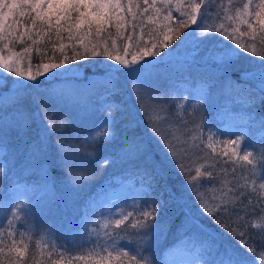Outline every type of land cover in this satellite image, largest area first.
<instances>
[{
	"label": "snow or ice",
	"instance_id": "6c2138e0",
	"mask_svg": "<svg viewBox=\"0 0 264 264\" xmlns=\"http://www.w3.org/2000/svg\"><path fill=\"white\" fill-rule=\"evenodd\" d=\"M157 3L158 0H0V69L20 78L13 80L16 85L14 98L5 102V94L0 92V150L12 144L21 155L29 159L43 152L44 141L39 134L33 135L35 120L29 110L30 100L27 95L28 89L39 86V77L47 79L51 73L55 79L58 75L56 69L66 72L69 70L67 66L74 62L102 58L98 62L102 72L100 78L108 83L109 88L115 89L120 74L124 73L129 80L136 82L135 91L143 102L147 76L159 64L165 63V49H169L174 40L179 38L182 30L189 29L192 25H196L190 33L193 42L198 43L195 41L197 30L206 36L216 33L233 42L235 47L224 45L223 50L216 53V58L226 66L238 59L241 51L260 58V67L241 73V79L256 81L252 98L255 99L258 95L259 103L264 104V47L257 50V41L264 45V0H258L255 4L253 0H241L239 4L227 0V6L220 9H215L206 0H188L186 4L185 0H160L162 7H157ZM165 10L166 14H162ZM173 10L179 13L178 17H173ZM213 19L230 23L219 22L208 26L206 21ZM172 21H175V26ZM129 23L133 33L139 27L141 38L135 39L130 34L126 37L129 43L123 44L122 49L118 48L117 38L124 36ZM110 28L115 29L114 34L110 32ZM65 34L70 45L63 43ZM144 36L148 39H143ZM238 36L247 37L250 43L241 42L237 39ZM53 37L60 42L58 47L52 42ZM46 39L61 55L50 58L49 62L41 60L33 71L30 57L32 46L40 45ZM17 44L26 46L16 51ZM69 46L71 55L66 53ZM36 51L39 53L40 48L37 47ZM158 57L159 61L156 59ZM26 59L28 64L25 69L23 65ZM109 61L112 63H108ZM79 67L77 64L76 70ZM29 81L33 83L29 84ZM9 91L12 89L9 88ZM152 111L158 113L155 118L151 113L147 116L152 122V133L164 145L171 159L178 161L188 184L197 192L200 209L229 235L239 238L238 246H232L221 243L218 236H211L208 241L210 259L203 260L202 264H249L245 252L253 255L256 264H264V243L257 239L264 237V147L257 148L244 136L218 141L212 135L206 138L202 134L193 135L198 131L196 128L191 132L182 131L187 129L189 123L181 115V112L187 114L183 102L158 105ZM171 117H177V120H172ZM45 119L51 121L47 124L46 131L54 130L56 121L53 116ZM133 123L134 121L129 122V130L133 134L131 142L135 144L145 168L152 171L154 179L159 176L160 180L166 181L164 161L156 160L150 141L145 142L136 137ZM160 124H166L168 131L161 128ZM261 126L264 127V120L261 121ZM177 132L180 134H176ZM113 134L112 125L106 117L95 132V140L107 142ZM182 135L187 138L181 139ZM259 143L264 145V140ZM221 144L224 147L218 152L216 146ZM193 149L201 150L197 156H203L204 150L210 149L216 163L206 167L205 163L189 156ZM185 159L190 161L188 166L185 165ZM109 163L107 159L103 161L105 166ZM229 169L232 186L222 193L219 203L210 205L200 191L201 188L215 183H221L223 188L225 181L219 177ZM3 172L4 169L0 168V174ZM209 190L216 191L215 188ZM165 195L169 200L177 199L176 194L165 183L151 205L141 208L139 217L134 212L121 213L119 218L107 220L103 225L105 229L111 227L114 231L139 235L141 244L134 240L121 243L117 236L108 231L104 233L107 239L97 235L96 239L90 237L72 248L46 243L42 245V238L35 239L34 247L39 251L41 259L34 264H45V260L51 264H73L74 261L78 264H154L155 258L146 255L151 252V242L144 238L156 227L159 210L168 204L164 199ZM213 199L216 197L213 196ZM23 210L22 203L10 208L13 219L8 221L7 229L0 230V264H29L31 260L29 249L34 237L19 222V214ZM149 219L152 221L151 226L148 224ZM185 220L203 231L191 209L185 213ZM14 221L18 223V227L14 226ZM5 232L11 238L8 242ZM257 246L261 249L259 252ZM49 247L52 251L45 252ZM57 247L60 249L58 253ZM73 252L76 254L73 255ZM56 254L59 259H53ZM194 264L201 262L195 261Z\"/></svg>",
	"mask_w": 264,
	"mask_h": 264
},
{
	"label": "trees",
	"instance_id": "16d2710c",
	"mask_svg": "<svg viewBox=\"0 0 264 264\" xmlns=\"http://www.w3.org/2000/svg\"><path fill=\"white\" fill-rule=\"evenodd\" d=\"M188 0H185V4ZM234 3L239 4L241 0H233ZM206 3L213 5L215 9H220L222 6H227V0H206ZM258 3V0H253V4ZM157 7H162L160 0H158ZM166 14V10L162 13ZM148 14L146 13L145 16ZM173 17H178L179 13L173 10ZM130 19V18H129ZM224 22L228 24L230 22L217 21L215 19L206 21L208 26H212L214 23ZM175 26V21L171 22ZM162 24V21H161ZM196 25H192L189 29H184L178 39L170 45L169 49H165V52L176 53L175 59L165 63L159 64L156 69H154L149 76H147L143 91L149 90L156 94V100L154 102V108L158 105H170L173 102H182V95H173L174 90L178 88L180 93L183 91L186 95L192 96V92H195L196 84L200 81H206L212 83L213 87L220 86L223 93L222 99H227L229 102L228 107L231 109L230 113L219 115L217 110L210 114L196 118L195 113H188L184 115L183 120L188 123L187 129H183L184 132H191L193 128L198 131L192 133L193 135L200 136L202 134L203 138L212 135L215 140L227 141L236 139L240 135L237 129L244 130L246 135H244L246 140H250L251 143L255 144L257 148L264 147L259 141L264 136V127L261 126V121L264 120V104L259 103L258 95L255 99L252 98V93L255 91L256 81L248 78L241 79V73L243 70L238 67L226 68L220 66L213 61V49L216 47L223 48L224 44H227L228 40L225 36L213 33L210 36L201 34L197 30L195 41L193 42V37L190 35L191 30L195 29ZM243 30V29H242ZM110 32L115 33L114 28H110ZM130 34L134 35L135 39H140L139 27L136 28L135 33H133L132 25L129 23L126 26L124 36L117 38V47H123V44L129 43L126 37ZM115 38V37H113ZM241 40L249 41L247 37H240ZM143 39H148L144 36ZM54 43L58 44L59 41ZM30 44V42H27ZM63 43L70 45L67 40V35L65 34V39ZM109 41V45H110ZM134 44V41L132 42ZM46 45V47H45ZM257 45L260 47L262 45L257 41ZM18 46L24 47L25 44H17ZM40 48V52L36 51V48ZM264 47V45L262 46ZM33 50L31 55L33 56L34 62L39 64L41 60L43 62H49V59L59 57L61 54L58 50L52 48V43L48 42L47 39L41 41L40 45H33ZM79 50V48H78ZM66 53L71 55V46L66 48ZM188 54H194L192 58H187ZM208 54V56H207ZM211 54L212 57H209ZM162 56L164 53L161 54ZM181 58H180V57ZM198 56V57H197ZM130 58V57H129ZM102 58H90V60L78 61L71 64L72 66L80 65L85 72L84 78L70 79L64 81L51 80L45 81L39 79L40 83L38 87L28 89L27 94H32L38 97V101L41 105H37L31 113L34 117L35 123L33 128V135L39 134L40 138L47 143L49 146L43 144V152L38 156L31 158L32 169L30 175L20 178L17 182L13 183L17 187L23 189L21 196L17 197L15 201L13 199V191L11 186L4 187L3 178H0V230L8 228V221L13 219L10 208H14L17 204L22 203L24 207L29 204L31 209L24 208L23 211L28 212L29 216L33 217V220L27 221L29 225L35 227L37 217H41L46 221V218L51 214L54 219L51 222L53 224H46L45 221L39 226L40 231L46 232V237L42 240L43 244L65 246L72 248L74 245L79 246L84 241L88 240L91 236L84 235L83 237H77V233L80 232V224L82 222L94 220V216L98 213L100 204L103 205L106 199V190L104 185H108L111 189L124 183H132L137 187H142L144 193L140 199V205L135 215L139 217L141 208L145 205L150 206L151 201L157 198L160 192V188L163 184H167L168 188L171 189L173 193L176 194L177 199L169 200L168 196L165 195L164 199L168 201L166 207L161 208L157 214L156 227L149 235L144 239L151 242V255L155 258L154 264H167L163 257H158L156 254L158 252L167 253L173 252L175 250L190 251L195 254L196 261H200L202 264L203 260L210 259L208 241L211 236L220 237V242L223 244H228L232 246H238V237H233L229 235L220 225L216 224L212 217L204 213L199 207V201L197 200V192L194 190L192 185L188 184L187 178L184 172L178 166L177 160H172L167 154V150L164 145L158 142L157 138L152 133L151 121L147 119L149 115L146 110H140L138 104V94L135 91L137 84L135 81L129 80L124 73L119 76L118 86L115 89H110L108 83L102 80V72L98 65V62ZM157 59V58H156ZM158 61V60H157ZM112 63V62H108ZM95 65V66H94ZM238 68V69H235ZM92 69H96L94 74H91ZM89 75V76H87ZM93 75V76H91ZM97 77L95 80H89L91 77ZM175 76L178 77L177 83L172 84L171 78ZM29 84L33 82H28ZM151 86H150V84ZM149 87H147L146 86ZM183 84L182 87H180ZM70 90H75L83 93V96L87 101L91 103V108L82 110L81 107L75 108L79 111V121H91L90 125H82L77 122H67L65 115L67 110L62 106L48 105L49 103L45 101L49 96H53L59 92H66ZM12 97H15V90H12ZM170 94V96H168ZM173 96V99H171ZM170 99L172 103L170 102ZM6 102V101H5ZM191 102V101H189ZM239 103V104H237ZM233 104L237 105H249L251 108L250 112H239L230 106ZM100 106L103 108L101 109ZM188 106V105H187ZM211 108V105H208ZM75 107V106H73ZM152 108V106H151ZM72 109V108H71ZM68 109V110H71ZM92 110L93 115L89 112ZM60 110L64 113H58ZM120 111L123 112V115ZM171 111V110H170ZM210 113V110H208ZM111 114V115H110ZM110 116L111 122H114L112 126L113 136L107 142H94L88 143L90 140H86L87 133L90 135L92 131L93 121L95 119H103L101 116ZM158 115L157 112L153 111L152 116L155 118ZM195 115V116H194ZM47 116H53L56 124L54 130H48L43 132L44 128H47V124L51 121H46ZM217 119L224 121L227 117L228 120L233 122H208V118ZM172 120H177V117H171ZM134 121L133 127L135 128V135L137 138H142L145 142L150 141L151 147L154 149L156 160H163L165 164V171L167 174L166 181L160 180L159 176L153 178L154 174L151 170L145 168L144 161L140 154H137L130 158L131 161H122L119 164L126 165L128 168L125 170H117L115 172H104V175L95 183V188L98 189L89 193V187L87 188V193L84 195L73 198L72 194L69 193V197L64 193V187L67 181L73 180L71 178V169L74 167L73 161H68L67 155L70 152L79 151V149H86L85 152L82 151L83 158L91 165H102L103 157L108 156L106 151L107 147L111 149L112 147H120L115 143L121 136L129 137V141L133 140V134L129 130V122ZM38 123V124H37ZM43 124L42 126L39 125ZM160 127L168 131L166 124H160ZM64 129H67L66 131ZM232 132V133H231ZM176 134H180L177 132ZM186 136H181V139H186ZM46 139V140H45ZM205 139V143H206ZM135 145V144H134ZM260 145V146H259ZM217 151L223 149V145H217ZM201 151L200 149H193L189 152V156L200 160V162L205 163L206 167L216 163L214 157L210 154L211 150H204L203 156H197V153ZM106 155V156H105ZM206 158V159H205ZM119 162L120 160L116 158ZM223 158H221V161ZM0 161L5 162V164L10 165L9 157L3 154L0 150ZM185 165L188 166L190 161L185 159ZM49 165L48 170L35 171V168L39 166ZM9 169V168H8ZM14 174H17L19 170L11 169ZM219 171V169H217ZM194 174V173H193ZM246 174V173H245ZM239 176L240 173L238 172ZM205 181L207 178H204ZM219 179L225 181L223 188L221 183L208 184L206 188H201V192L204 194L205 199L210 205L219 203L220 197L223 192H226L229 187H231V171L227 173H221ZM243 183V181H241ZM92 184V177L90 176V186ZM94 188V189H95ZM215 188L216 191H210L209 189ZM46 190L42 193V190ZM99 190V191H98ZM98 191V192H97ZM246 191H248L246 189ZM102 193V198L97 199L98 194ZM42 195H46L48 198L44 202ZM29 196V199H28ZM213 196L216 199H213ZM104 202V203H103ZM103 203V204H102ZM191 209V213L195 216L198 223L203 227V231L200 228L192 226L191 222H186L185 213ZM28 216V217H29ZM24 216L22 217V220ZM70 221V222H68ZM47 222V221H46ZM231 222V221H226ZM69 223L72 227L70 231L67 227ZM148 224L151 226L152 221L149 219ZM235 227V224L232 225ZM109 231L113 235L117 236L119 242H127L129 240H134L138 244H141V237L138 235H128L125 231H114L113 228L109 227ZM36 231V230H35ZM97 235L107 239L103 232H97L93 235L91 239H96ZM35 236V237H34ZM33 241L30 244L29 255L31 260L29 264H34L35 261L40 260L41 256L39 251L35 249V239L37 235L33 234ZM122 237V239H120ZM5 239L8 242L11 238L7 237L5 232ZM19 239V237H17ZM261 243H264V237L257 238ZM26 242H28L26 240ZM251 244L252 241H249ZM261 249L257 246V251ZM52 251L49 247L45 250ZM60 251L57 247V253ZM76 254L75 252L72 253ZM148 254V253H146ZM245 256L248 259L249 264H256L255 259L252 254L245 252ZM53 259H59V255L53 256ZM45 264H51L50 261L45 260ZM73 264H78V262H73Z\"/></svg>",
	"mask_w": 264,
	"mask_h": 264
},
{
	"label": "rangeland",
	"instance_id": "374dc122",
	"mask_svg": "<svg viewBox=\"0 0 264 264\" xmlns=\"http://www.w3.org/2000/svg\"><path fill=\"white\" fill-rule=\"evenodd\" d=\"M28 21H25V23H27ZM214 24H217L216 22H213ZM237 39H239L241 42H243L241 40V38L238 36ZM27 43V42H26ZM244 43L248 44L250 42L248 41H244ZM24 45V44H23ZM224 45H228L230 47H235V45L233 44L232 41H229L227 44ZM223 45V47H224ZM263 45H260V47L257 45V50L259 51L261 49ZM23 47L16 45L15 50L16 51H20ZM223 48H219L216 47L215 49H213V61L214 63L220 65V66H224L226 68H231V67H238L239 69L243 70L244 72H249L254 68H258L260 67V58L256 57V56H252L251 53H244L241 51V54L239 56L238 59L232 61L230 63V65H225L223 63H221L217 58H216V53L222 51ZM5 54H7L5 52ZM28 54H26L27 56ZM164 56V55H163ZM194 54H188L186 57L187 58H192L194 57ZM208 56V54H207ZM31 57V63L33 65V71L36 70V66H38V64H36V62H34L33 60V56L30 54ZM176 57V53L173 52H167V56H164V59L169 62L172 61L173 59H175ZM180 57V56H179ZM198 57V56H197ZM209 57H212L211 54L209 55ZM181 58V57H180ZM159 57L157 58V60L159 61ZM27 64H28V60L26 59L24 62V68H27ZM68 71L66 72H62L61 69H56L55 71L57 72V77L55 79L52 78L51 73L48 74V78L45 79L43 76L39 77L38 79H43L45 81H51V80H58V81H64V80H70V79H77V78H84L83 76H85V72L82 68L79 67V70H76L77 66H72V65H68ZM235 68V69H238ZM96 69H92L91 72L95 71ZM91 74H94L91 73ZM89 76V75H87ZM93 76V75H91ZM90 76V77H91ZM20 78H16L12 75H9L8 73L4 72L2 69H0V92H3L5 94V101L8 102L10 99L14 98L12 97V92L9 91V88H11L12 90L16 89V85L13 84V80H17ZM97 79V77H91L89 78V80H95ZM171 80L173 81L172 84L175 82L177 83L178 77L173 76L171 78ZM30 82V81H29ZM150 84V83H149ZM147 86V84H146ZM151 86V84H150ZM183 84L180 86L182 87ZM148 87V86H147ZM152 87V86H151ZM149 88V87H148ZM174 96L175 95H182V102L185 104V108H186V112L188 113H195L196 112V118L200 119L201 117L210 114L212 116V112L217 110V113L219 115H223L226 113H230L231 109L228 107L229 102L227 99H222L223 93L221 91V87L217 86V87H213L212 83H208L206 81H200L196 84L195 87V92H192V96L186 95V93L183 91L182 93H180V91L177 89L174 90V93L171 92ZM144 94V100L143 102L140 101V99L138 98V104H139V109H146V111L149 113H153V109H154V102L156 100V94L153 91H143ZM30 100V104H29V110H33L37 105H41V103L38 101V97H35L32 94H27ZM170 96V94L168 95ZM173 99V96L172 98ZM170 99V102L172 103ZM46 102H48V105H57V106H62L65 110H67L66 115H65V119L67 122H77V123H81L83 126L84 125H90L92 124L91 121H79V111L76 110L75 108L77 107H81L82 110L84 109H89L91 108V103L89 101H87L85 99V97L83 96L82 91H75V90H70V91H66V92H59L54 94L53 96H49L47 99H45ZM191 101V102H189ZM239 104V103H237ZM237 104H233L230 107L239 111V112H250L251 108H248L247 106L249 105H237ZM188 105V106H187ZM211 105V108L208 106ZM75 106V107H73ZM152 106V108H151ZM72 108V109H71ZM101 109H103L100 106ZM71 109V110H68ZM210 110V113L209 111ZM58 113H62L64 115V113L60 110L57 111ZM89 112L93 115V111L90 109ZM120 115L123 112L120 111L119 112ZM181 115L184 117V112H181ZM195 116V115H194ZM104 117L103 119H94L93 124L92 125V131L91 134L89 135L87 133L86 135V140H90L88 141V143H93L96 141L95 140V132L98 130L99 126L101 125V123L103 122V120L107 117L109 124L110 125H114V122H111V117L110 116H101ZM208 122H221L222 124H224V122H233L232 120H228L227 117V121L226 119L224 121L222 120H217V119H213L212 118H208L207 119ZM38 124V123H37ZM43 127V124L39 125ZM44 128V127H43ZM43 132H47L46 129L44 128ZM237 132L240 133V135L244 136L246 135V132L244 130H239V128L237 129ZM232 133V132H231ZM129 137H125V136H121L117 141H115L116 144H118V146L120 147H112L111 145V149L107 147L106 151L108 152V156L110 157H101L102 160L104 161L105 159H107L108 161H110V163L105 166L104 164L102 165H91V163H88L82 156V151L83 150L85 152L86 149H79V151L76 152H70V154L67 155L68 157V161H73L74 162V167L71 169V178L74 179L67 181L66 185L64 187V193L66 194V196L69 197V193L72 194L73 198H77L80 197L82 195H84L85 193H87V188L89 187V193H91L92 191L97 190L98 188H95V183L101 179L104 175V172H115L117 170H125L128 168V164L126 165H121L119 164L122 161H131L130 158L139 154L136 146L129 141L128 139ZM46 140V139H45ZM249 140V139H248ZM260 140H264V136L263 138H261ZM250 141V140H249ZM97 142V141H96ZM46 146V148H48L49 146L47 145V143L44 144ZM260 146V145H259ZM1 152L3 154H6V157H9V162L10 165L8 166V164H5V162H1L0 161V168L4 169V172L2 174H0V178H3L6 182H4V187L6 189V187L11 186L13 183L17 182L18 179L20 178H24L25 176L30 175L32 171V169H34V167H31V163H32V159L27 158L26 156H23L20 154V152L16 149V147L12 144H10L8 147L3 148L1 150ZM169 156L170 154L167 153ZM106 156V155H105ZM118 158L120 161L118 162L117 159ZM48 167H50L49 165L46 166H39L37 168H35V171H39V170H48ZM9 168V169H8ZM15 169V170H19L17 172V174H14L13 172L10 173V171H12L11 169ZM51 168V167H50ZM117 172H115L116 174ZM90 176L92 177V184L90 186ZM99 182V181H98ZM1 186V183H0ZM107 187V189L105 188ZM95 188V189H94ZM104 188L106 190V199H105V203L103 205L100 204L99 209H98V213L94 216V220L92 222H90V220L82 222L80 224V232L77 233V237L78 239L83 237L84 235L87 236H93L96 235L97 232H103L105 233V231H109L110 229H105L103 227L105 221L107 220H114L115 218H119V215L121 213H128V212H136L138 210V207L140 205V199L142 198V194L144 193V189L142 187H137L132 183H124V184H120L114 188H110L108 185H104ZM11 190L13 191V199L16 201L18 196H21L23 189L21 187H17V185H12L11 186ZM45 189L42 190V193H45ZM99 191V190H98ZM97 191V192H98ZM69 192V193H68ZM48 197L46 195H42V199L45 202L46 199ZM101 199L102 198V193L98 194L97 199ZM29 199V196H28ZM30 202L28 204H26V206L24 208H29L31 209V207L29 206ZM49 217L46 218V221L41 218V217H37L36 220V224L38 226L35 227L34 230V226L29 225L27 223V221L29 220H33L32 216H29L28 212L22 211L19 214V222L23 223L25 225V229H27L32 235L36 234L37 235V239H41L44 240L45 238H47L46 232L44 231H40V225L42 224V222L45 221L46 224L50 225L55 223L51 222L54 219V216L51 214ZM24 216V219L22 220V217ZM29 216V217H28ZM70 222V221H68ZM14 226L18 227V223H16L14 221ZM67 227L69 229H66L67 231L71 230V225L69 223H67ZM23 230V229H21ZM35 237V236H34ZM137 238L138 235H137ZM151 255V253H148L146 255ZM158 257H163L165 259V262H167V264H194V262L196 261L195 258V254L193 252L190 251H183V250H175L173 252H167V253H162V252H158L156 254Z\"/></svg>",
	"mask_w": 264,
	"mask_h": 264
}]
</instances>
